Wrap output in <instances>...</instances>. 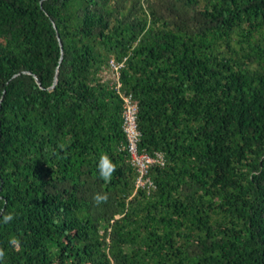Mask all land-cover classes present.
I'll return each instance as SVG.
<instances>
[{
	"label": "trees",
	"instance_id": "1",
	"mask_svg": "<svg viewBox=\"0 0 264 264\" xmlns=\"http://www.w3.org/2000/svg\"><path fill=\"white\" fill-rule=\"evenodd\" d=\"M7 214L0 264H264V0H0Z\"/></svg>",
	"mask_w": 264,
	"mask_h": 264
},
{
	"label": "built area",
	"instance_id": "2",
	"mask_svg": "<svg viewBox=\"0 0 264 264\" xmlns=\"http://www.w3.org/2000/svg\"><path fill=\"white\" fill-rule=\"evenodd\" d=\"M112 69L115 70L113 74V79L116 81L119 78V73L116 71L119 68H122V63L116 65L114 63L111 64ZM117 88V87H116ZM123 125L122 129L125 133L127 139V152L130 156V161L132 166L135 167L136 172L138 174L137 186L142 187L146 183L151 185L149 180L146 178L147 171L153 165L162 166L163 165V157L160 154H155L154 156H149L147 154H138L137 152V144L140 140V132L137 127V106L132 102L131 96L123 97Z\"/></svg>",
	"mask_w": 264,
	"mask_h": 264
},
{
	"label": "clouds",
	"instance_id": "3",
	"mask_svg": "<svg viewBox=\"0 0 264 264\" xmlns=\"http://www.w3.org/2000/svg\"><path fill=\"white\" fill-rule=\"evenodd\" d=\"M115 170V165L110 161V159L107 156H102L98 164L100 177L105 181H110ZM94 199L97 203H101L107 200V196L98 194L94 197ZM13 219L14 216L12 214H7L0 218V223L8 224L9 222L13 221ZM10 244L17 249H19L20 247L18 240H16L15 238L11 239ZM3 255L4 253L0 251V257H2Z\"/></svg>",
	"mask_w": 264,
	"mask_h": 264
},
{
	"label": "water",
	"instance_id": "4",
	"mask_svg": "<svg viewBox=\"0 0 264 264\" xmlns=\"http://www.w3.org/2000/svg\"><path fill=\"white\" fill-rule=\"evenodd\" d=\"M56 79H57V75L55 76V80H54L53 86L56 84ZM36 83L39 85L38 80H36ZM53 86L51 88H53Z\"/></svg>",
	"mask_w": 264,
	"mask_h": 264
}]
</instances>
